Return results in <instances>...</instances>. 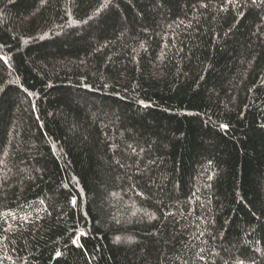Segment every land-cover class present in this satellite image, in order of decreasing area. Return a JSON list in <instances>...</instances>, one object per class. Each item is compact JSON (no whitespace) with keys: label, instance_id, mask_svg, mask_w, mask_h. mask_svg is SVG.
<instances>
[{"label":"trees","instance_id":"obj_1","mask_svg":"<svg viewBox=\"0 0 264 264\" xmlns=\"http://www.w3.org/2000/svg\"><path fill=\"white\" fill-rule=\"evenodd\" d=\"M241 261L264 0H0V264Z\"/></svg>","mask_w":264,"mask_h":264},{"label":"snow or ice","instance_id":"obj_2","mask_svg":"<svg viewBox=\"0 0 264 264\" xmlns=\"http://www.w3.org/2000/svg\"><path fill=\"white\" fill-rule=\"evenodd\" d=\"M253 2H255V0H253ZM141 103H143V102H141ZM221 127H227V126L226 125H222ZM73 203H75V202H73ZM81 235H83V233ZM73 243H75V241H73ZM60 255L61 254L59 252H57V256H60ZM239 264H243V262L241 261V262H239Z\"/></svg>","mask_w":264,"mask_h":264}]
</instances>
